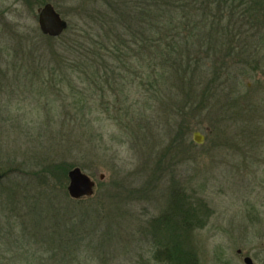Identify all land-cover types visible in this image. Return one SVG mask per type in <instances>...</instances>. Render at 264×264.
I'll return each instance as SVG.
<instances>
[{
    "label": "rangeland",
    "instance_id": "obj_1",
    "mask_svg": "<svg viewBox=\"0 0 264 264\" xmlns=\"http://www.w3.org/2000/svg\"><path fill=\"white\" fill-rule=\"evenodd\" d=\"M46 3L69 23L59 37L40 29ZM111 14L104 0H0V264H172L153 224L173 191L197 215L182 233L195 264H264V10L209 29L224 50L203 51L192 86L170 75L171 98L145 83L142 52L136 75L117 70V91L103 70L99 85L88 78L94 53L117 62ZM74 167L96 181L93 196H69Z\"/></svg>",
    "mask_w": 264,
    "mask_h": 264
},
{
    "label": "trees",
    "instance_id": "obj_2",
    "mask_svg": "<svg viewBox=\"0 0 264 264\" xmlns=\"http://www.w3.org/2000/svg\"><path fill=\"white\" fill-rule=\"evenodd\" d=\"M104 1L107 3L108 7L110 6L113 13H115L114 15L111 14L108 19L107 24L110 26V29L107 26L108 30L116 31L119 29L112 34L110 38L111 43H109L111 47H107L110 51H106V53L108 52V54L114 56L117 62L109 64V62L106 61L105 54L94 53L92 55L93 57L88 58L90 64L87 63V65L91 69L94 68L93 74L89 75L88 78L92 79L91 82L97 83L98 79H100L98 78L99 72L103 70L105 73L102 76V79H105L104 83L109 84L114 91H117L118 87L122 86L121 80L116 76L117 70L123 66L129 69L130 74L136 75L138 72L135 66L136 62L135 64L132 62H134L136 53L142 52L144 53L141 57L143 63H140L146 65L144 67L147 70L144 77L146 79L145 83L150 85L149 88L157 89L156 93L158 97H164L163 93H165V96L167 95L169 98L173 96L176 86L175 82L170 79V75H179L182 71L184 75L178 78L177 81L184 85L187 84L186 81H189L191 78L189 84L192 86L197 79L196 76L192 75L194 74L195 65L200 67L199 63L204 60L203 51L207 50L209 53V51L213 49L221 54L224 50H222L217 43L219 37H217L216 34L213 35L212 31H209V29L212 30L213 27L222 26V21L226 17L227 19L230 18V20L236 19L239 13L240 18L243 16L245 19H249L252 17L251 13L257 10V8L264 10V0ZM117 2H119L118 5L116 4ZM204 15H207V17ZM258 17L259 16H257V18ZM121 29L124 30L125 33H122ZM231 39H239V35H231ZM75 44L78 45L79 43L76 42ZM95 45L97 46V44ZM101 45H103V43ZM232 47L234 49L239 48V46ZM245 47L247 48L249 46L246 45ZM240 48L242 49L243 46ZM87 50L89 51L90 49ZM51 55L53 57L58 55V53L54 51ZM219 56H222L225 62H227L225 59L226 56ZM56 58L58 57L56 56ZM72 61L74 65L77 64L76 59ZM82 62L84 63V61ZM99 62L102 64V69L95 68V65H98ZM159 63L161 66H158ZM189 73L191 77H189ZM117 74L123 77L121 71ZM113 82L114 87L112 84ZM97 84L99 85V82ZM177 90L180 92L185 91L181 87H178ZM190 95L191 93L188 94V97H190ZM212 97H214L213 94ZM191 102L192 101H189L188 106H190ZM58 163L59 162H53L48 165L50 172L58 167ZM67 172H69L68 169L65 173ZM42 180L43 177L36 181L39 184L38 189H36L37 195L42 193L39 187L47 184L48 178ZM27 185L29 184L20 185L17 189V191L19 193L22 192L25 197L31 194ZM47 195L55 197L54 191ZM53 199L52 197H48V200ZM50 203V208L55 210L56 206L54 203ZM196 216L191 202L185 200L184 196L182 198L177 192L173 191L171 203L168 205L166 213L162 218L160 217L158 220H155L156 222L153 224L154 229H156L158 233L161 231L162 225L164 231L170 236V239H168V237L167 239L165 238L166 241L164 246L166 248L164 257L170 263L195 264V262H193L192 253L184 251L183 249L182 239H184V235L182 233L187 227L196 225ZM159 239H161V237H159Z\"/></svg>",
    "mask_w": 264,
    "mask_h": 264
},
{
    "label": "water",
    "instance_id": "obj_3",
    "mask_svg": "<svg viewBox=\"0 0 264 264\" xmlns=\"http://www.w3.org/2000/svg\"><path fill=\"white\" fill-rule=\"evenodd\" d=\"M39 26L43 34L51 37L61 36L69 26L68 21L57 11L52 3H46L39 13ZM193 139L196 143L202 144L205 135L199 131H195ZM105 175L101 174L100 179H104ZM68 193L73 199H81L93 196L96 188V181L80 167H74L68 172ZM246 264H252L250 257L245 259Z\"/></svg>",
    "mask_w": 264,
    "mask_h": 264
},
{
    "label": "flooded vegetation",
    "instance_id": "obj_4",
    "mask_svg": "<svg viewBox=\"0 0 264 264\" xmlns=\"http://www.w3.org/2000/svg\"><path fill=\"white\" fill-rule=\"evenodd\" d=\"M259 82V81H258ZM248 87H250V84H248Z\"/></svg>",
    "mask_w": 264,
    "mask_h": 264
}]
</instances>
